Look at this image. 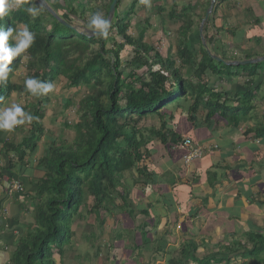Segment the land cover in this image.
Returning <instances> with one entry per match:
<instances>
[{"label":"trees","instance_id":"16d2710c","mask_svg":"<svg viewBox=\"0 0 264 264\" xmlns=\"http://www.w3.org/2000/svg\"><path fill=\"white\" fill-rule=\"evenodd\" d=\"M44 1L72 28L55 20L36 0H23L19 7L0 18V28L17 29L20 25H27L35 34L34 43L26 53L9 65L8 79L0 82V109L5 108L14 94L28 99L33 97L25 84L13 80L17 71L24 67L28 72L27 79L54 84L62 78L69 89L77 93L85 90V94L77 106L80 116L74 126V142H56L49 137L50 143L44 147L38 160L37 170L41 178L37 183V205L33 210L35 228L20 240L11 264H50L51 246L56 247V254L62 256L63 247L73 234L70 227L72 213L79 211L84 194L93 199L91 212H94L118 199L126 203V196L131 195L126 175L134 178L137 174L138 178L133 182L150 185L154 175L144 163L153 155L154 147L148 145L158 138L173 155L174 147L182 140L165 121L171 111H183L188 121L194 124L202 122V125L219 126L225 123L235 131L241 132L242 129L245 140L264 143V115H256L259 108L256 103L258 100L264 103V96L258 99L264 86V73L259 71L264 69V62L258 66L225 67L227 70L235 69V77L242 78L241 91L232 98L206 84L194 85L185 80L181 71L183 65L191 66L198 80L207 71L214 76L223 74L220 70L223 65L216 66V61L208 56L202 45L198 59L197 53L191 56L182 44L177 60L172 55L162 56L145 42V28L137 39L131 36L129 20L138 1L121 13L122 1L119 0L107 34L92 38H88L84 31L98 30L90 26L91 19L97 13L106 19L113 0ZM223 1H216L212 16L206 22L208 25L214 23ZM94 4L100 7L95 9ZM29 7L35 8V15L29 14ZM170 17L174 20V11ZM185 17L180 18L179 35L186 39L194 23ZM205 41H208L206 36ZM110 42L112 47L107 48ZM9 43L14 44V41ZM125 47L132 49V57L123 64L120 56ZM41 96L37 95L34 104L23 108L25 112L32 108L30 113L35 117L31 123L22 125L28 129L27 137L20 143L9 140L3 145V152L10 159L8 169L16 164L25 165L28 158L33 159L39 152L40 137L46 132L42 124L45 115ZM72 101V98L65 101L64 106L68 107ZM155 119L160 122L159 127L154 132L146 131L157 123ZM254 119H259V122L250 127L249 123ZM146 132L150 133L148 137ZM139 177L145 178L146 182H139ZM132 212L128 213L130 218ZM247 237L252 247H241L242 254H236V249L232 253L225 251L217 261L212 256L200 260L195 257L197 247L188 245L181 251L180 260L172 259L171 264L190 261L196 264H229L237 255L243 259L253 257L257 264H264V236L252 232Z\"/></svg>","mask_w":264,"mask_h":264},{"label":"crops","instance_id":"0c3cea01","mask_svg":"<svg viewBox=\"0 0 264 264\" xmlns=\"http://www.w3.org/2000/svg\"><path fill=\"white\" fill-rule=\"evenodd\" d=\"M190 7H193L191 10L194 9V6ZM181 16L183 13H178L173 18L174 22L181 23L177 31L182 25ZM188 17L194 24L186 39H190L192 50L198 54L201 38L199 28H196L197 17ZM214 19V23H210L206 30L208 48L213 56L227 64L256 59L261 60L259 63L264 62V0H225ZM196 44L198 48L195 47ZM197 58L200 59L199 54ZM185 68L189 70H184ZM181 71L193 73L196 82L186 77L185 73L183 76L194 85L206 84L219 92L228 93L232 98L241 91L242 78L235 77V69H226L221 76H214L207 71L201 80L196 78L191 66L183 65ZM259 71L264 73L261 68ZM229 74L233 77H229ZM262 81L264 84V80ZM263 88L264 86L258 99L262 98L261 95L264 96ZM256 104H259L256 115L263 116L264 106L259 100ZM156 121L146 131H156L160 124ZM165 121L174 133L191 138L202 149L203 155L186 166L182 151L172 150L174 153L170 155L158 138L148 145L154 147L153 155L144 166L149 167L153 177L158 178H152L150 185L146 186L133 182L138 178L137 174H134V178L128 176L130 197L139 201L140 207L137 206L136 215H133L136 211L131 213L129 229L135 233L134 243L127 248L129 251L125 250L128 255L125 252L121 255L120 263L168 264L172 261L169 258L180 260L181 251L188 245L197 246L201 243L198 247L205 248L204 241H208L209 245L217 240L225 244L224 253H232L238 249L236 254H242L241 247H252L247 235L255 232L256 235L264 236V143L245 140L242 129L234 134L229 132L227 129L230 126L225 123H220L219 126L191 123L181 110L171 111ZM258 122L259 119H254L249 126L254 127ZM194 129H201L200 133L204 136L199 133L201 138H194ZM27 130L22 125L12 131L0 130V264L12 263L20 240L35 228L33 210L37 205V183L41 178L37 167L44 152L41 148L47 144L40 142L39 152L33 159L28 158L25 165L15 163L12 169H8L10 159L3 152L5 142L11 140L20 143L27 137ZM149 134L146 132L147 137ZM225 136L232 138L226 140ZM45 137L48 140L49 136ZM204 158L206 164L203 163ZM15 181L22 185L23 191L10 190ZM139 182H146V179L139 177ZM152 185L157 189L151 190ZM162 188L165 192L163 195L160 194ZM158 189L161 191L158 192ZM152 192L160 197L157 201L150 195ZM202 233L209 240H205ZM145 234H148L146 238L143 237ZM227 248L229 249L226 250ZM176 252L180 253L176 256ZM62 258L63 256H59V264ZM117 258L114 255L111 259L115 262ZM248 261L237 255L230 263L251 264ZM187 264L196 263L190 261Z\"/></svg>","mask_w":264,"mask_h":264},{"label":"rangeland","instance_id":"374dc122","mask_svg":"<svg viewBox=\"0 0 264 264\" xmlns=\"http://www.w3.org/2000/svg\"><path fill=\"white\" fill-rule=\"evenodd\" d=\"M121 1L122 3L119 9L121 13L123 11L129 10L131 3H133L134 1H138L135 6L136 9L134 11V15L129 20L131 21V29L129 31L131 36L137 39L139 32L145 28L146 29L145 42L152 45L156 49V51L160 53L162 56L172 55L178 60L177 52L179 50V46H182V44L183 47H187L188 52L191 54V56L194 55V51L192 50L190 39L187 40L184 38V36L183 37L182 35L180 36L179 35L180 31L179 30L177 31V28L181 23L174 22L170 16L173 14V11L176 15H178V13H183V16H181L182 18H184V16L186 17L196 16L197 17L196 28L198 29L200 27L202 20L204 19V16L208 8L210 7V3L212 0H121ZM91 6H93V4ZM190 6H194V9L191 10V8L193 7ZM99 7L100 5L94 4L95 9ZM207 25L208 24L206 23L204 28ZM20 26H18L17 29ZM79 27L81 26L79 25ZM205 36L207 37V32H205L204 30L203 31L204 43L201 40V45L203 47L204 46L203 44H205L207 47H209L208 43L205 41ZM117 42L120 41L117 39ZM111 47H112V43L110 42L107 48H111ZM195 47L198 48L199 46L196 44ZM120 57L123 64H125V62L129 61L132 57V49L130 47H125ZM214 64L216 66L221 65V63H217V62H215ZM225 66L229 67L227 65ZM225 66L223 65L221 67L220 70L222 72L226 71ZM184 70H189V69L185 68ZM143 71L144 69L140 72L142 73ZM27 73L28 72L24 67L19 71H17L16 78L13 80L25 84V81L27 80ZM184 73L185 72L183 71L182 74ZM184 75L186 77L194 79V81L196 82L192 72L191 73L186 72ZM53 85L55 86L54 90L48 94H42L40 98L42 99L41 100L43 103L42 109H43V114L45 115V118L42 120V124L46 131L44 135L40 137V142H42L43 145L44 144L48 145L50 143V140H46L47 138L45 136H49L54 138L56 142L64 141L66 143L72 144L76 138V132L74 130V126L79 121V116H80V112L77 106L79 105L80 99L85 94L84 92L85 90L84 91L81 90V92L77 93L76 90L69 89L66 86V81L62 78H59ZM262 96L263 95H261V97ZM37 98L38 97L33 96L30 100L24 95L14 94L11 100L9 101L10 103L8 102L5 108L11 107L13 104H18L22 108H24L27 104H31V103L34 104ZM70 98L73 99L72 103H70L68 107L64 106V102L68 101ZM259 103L264 104L262 100H259ZM27 112L29 113L32 112V108L27 109ZM190 125L192 124L190 123ZM66 126H69V128ZM230 129L233 130L232 127ZM230 129L227 130L234 134L235 130L230 131ZM200 130L201 129H196V130L194 129L192 133L195 135L192 136L194 138H199ZM200 134L201 136H204L202 135V133ZM224 138L228 140L232 137L225 136ZM40 142L38 144H40ZM198 142H200V140ZM43 147L41 148V151L44 149ZM200 162L202 163V161ZM203 163L204 164L207 163L205 158L203 159ZM128 176L129 175H126L127 178L126 182L130 186L129 183L130 180ZM152 178L157 179L158 177L155 176ZM170 181L171 179L168 181V183ZM155 189H157V187H154L152 185L151 190H155ZM160 191L161 190L158 189V192ZM164 193L165 192L162 188L160 194L163 195ZM150 195L154 196L156 201L160 198L155 192H152ZM83 198L84 200L81 204V207L79 208V211L72 213L70 227L73 234L71 236V239L63 247V255H62L63 258L61 259L60 264H123L120 263L122 259L121 255H123L124 252L125 255H128V252L126 251L129 250L127 248L128 247L130 248L131 243H134V235H135V233L132 232L131 229H129L130 227L129 224L132 219L130 217L126 218V216L128 215V213H130V211H136L134 212L133 215L137 214V209H138L137 206L140 207L139 201L136 202L134 200L135 198L132 196L131 197L126 196L127 198L126 203L123 202L122 199H118L116 202H113L112 205L106 203L102 208H100V210L91 212V209L94 205L93 199L91 197L87 198L85 194L83 195ZM35 203L37 204L36 201ZM118 203L120 204L122 203V204L120 205ZM112 222H114V224ZM115 222L117 224H115ZM147 235L148 234H145L143 235V237L146 238ZM201 235L206 238L205 240H209V237H207L205 233H202ZM207 242L208 241H204L205 248L198 247V245H201V243H198L197 246L194 245L197 247L198 251H203V252L196 251L195 253L196 258L201 260V259H207L209 256L210 257L212 256L214 257V261L219 260V255H223L224 253L223 248L225 247L224 246L225 244L220 240H217L216 242L215 241L211 242L209 245H207ZM215 245H217V248L215 247ZM51 248H52V257L50 259V264H59L58 262L59 256H56L57 248L54 246H51ZM179 253L176 252V256ZM113 254L116 257H118L117 260L115 259V262L111 259L112 257H114ZM262 258H264V256H262ZM169 259L172 260V258ZM189 259H191L190 256ZM248 260H249L248 262L251 264H257L256 258L252 257ZM214 261H212V263H215ZM217 264H224V263L218 262Z\"/></svg>","mask_w":264,"mask_h":264},{"label":"clouds","instance_id":"9594fccd","mask_svg":"<svg viewBox=\"0 0 264 264\" xmlns=\"http://www.w3.org/2000/svg\"><path fill=\"white\" fill-rule=\"evenodd\" d=\"M22 2L23 0H0V18L19 7ZM27 11L31 15L36 14L35 8L29 7ZM90 26L106 35L110 24L102 18L100 13H97L92 17ZM10 40L14 41V44H10ZM34 40L35 34L29 30L27 25H22L18 29L8 28L5 30L0 28V82L8 79L9 65L15 58L26 53ZM25 87L33 96H37L52 92L55 86L52 83H42L35 78H29L25 81ZM33 119L35 117L31 113L25 112L20 105L13 104L11 107L0 109V130L12 131L19 125L31 123ZM245 247L249 249V247Z\"/></svg>","mask_w":264,"mask_h":264},{"label":"water","instance_id":"95a60500","mask_svg":"<svg viewBox=\"0 0 264 264\" xmlns=\"http://www.w3.org/2000/svg\"><path fill=\"white\" fill-rule=\"evenodd\" d=\"M38 3H40V5L48 12L51 14V16L57 20L58 22H60L62 25H65L67 26L68 28H72L71 26H69L64 20L61 19V17H59V15H57V13L49 6L48 3H46L44 0H36ZM119 0H113L111 6H110V9H109V12H108V16L106 18V20L109 22L110 24V27H111V23L115 17V13H116V6H117V3H118ZM215 3H216V0H212L211 3H210V7L208 8L205 16H204V19L202 20L201 22V25L199 27V32H200V38L202 40V42L204 43V38H203V31H204V26L207 22V20L209 19V17L211 16L213 10H214V6H215ZM110 27L107 29V31L110 29ZM86 34H87V37L88 38H92V37H100V36H103L104 34L99 30V31H96V30H89V29H86L84 31ZM204 46V49L205 51L207 52L208 56H210L214 61H216L217 63H221L223 65H227V66H236V67H239V66H248V65H253V64H256V63H259L261 62L260 59H256V60H246V61H238V62H232V63H225L224 61H222L220 58H218L217 56H213L211 51L209 50V48L203 44ZM264 60V59H263Z\"/></svg>","mask_w":264,"mask_h":264},{"label":"built area","instance_id":"2783aa9c","mask_svg":"<svg viewBox=\"0 0 264 264\" xmlns=\"http://www.w3.org/2000/svg\"><path fill=\"white\" fill-rule=\"evenodd\" d=\"M174 149L184 153L183 162L186 166H189L194 161L199 160L203 155L202 149L189 137H182V140L179 141L178 145L174 147ZM10 190L21 192L23 191V187L18 181H15L11 184Z\"/></svg>","mask_w":264,"mask_h":264}]
</instances>
